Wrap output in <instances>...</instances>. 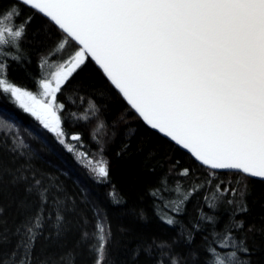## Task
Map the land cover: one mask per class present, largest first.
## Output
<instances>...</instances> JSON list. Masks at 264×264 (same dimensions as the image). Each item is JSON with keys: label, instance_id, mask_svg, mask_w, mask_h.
<instances>
[{"label": "trees", "instance_id": "trees-1", "mask_svg": "<svg viewBox=\"0 0 264 264\" xmlns=\"http://www.w3.org/2000/svg\"><path fill=\"white\" fill-rule=\"evenodd\" d=\"M15 3L0 0V12ZM18 6L17 25L33 19L20 51L7 47L12 55L0 61L10 82L34 91L41 61L55 58L62 37L41 15ZM93 65L64 87L58 102L65 108L58 111L64 132L79 135L80 149L107 162V178L81 165L51 131L0 92V120L13 126L0 127V264H97V225L104 226L106 240L101 264H214L209 249L226 260L235 251L237 261L264 264V181L233 170L210 175L146 126ZM185 168L189 174L180 175ZM217 183L237 193L217 192ZM180 200L181 210L174 212ZM241 201L248 212L238 210ZM240 221L242 229L234 226ZM229 234L236 245L230 239L222 247ZM240 241L248 253L239 250Z\"/></svg>", "mask_w": 264, "mask_h": 264}, {"label": "snow or ice", "instance_id": "snow-or-ice-1", "mask_svg": "<svg viewBox=\"0 0 264 264\" xmlns=\"http://www.w3.org/2000/svg\"><path fill=\"white\" fill-rule=\"evenodd\" d=\"M18 5L41 15L49 30L61 35L58 51L72 50L39 81L44 100H36L32 92L10 82L3 61L0 92L10 94L14 102L22 95L32 98L42 115L31 114L59 143L66 144L56 110L65 105L58 97L94 62L109 87L146 126L187 150L210 175L228 169L264 181V0H17L0 12V57L12 55L5 51L7 47L20 51V41L33 19L26 17L17 25ZM47 63L42 60L41 66ZM71 139L80 137L76 134ZM89 163H95L92 170L98 177L107 178L106 161ZM188 174L187 168L180 173ZM216 189L237 193L236 188L222 189L220 183ZM182 204L183 200L174 202L172 210L179 212ZM238 210L246 213L248 205L241 201ZM234 226L242 229L244 222ZM97 228V264H101L106 240L104 226ZM29 239H35L31 229ZM230 239L235 246L231 234L221 246L228 247ZM23 246L27 252L29 245ZM239 250L249 252L244 241L239 242ZM209 251L214 253V264H249L237 261L235 251L228 254L229 260L215 249Z\"/></svg>", "mask_w": 264, "mask_h": 264}, {"label": "rangeland", "instance_id": "rangeland-1", "mask_svg": "<svg viewBox=\"0 0 264 264\" xmlns=\"http://www.w3.org/2000/svg\"><path fill=\"white\" fill-rule=\"evenodd\" d=\"M55 52H56V56H55L54 59H53V58H45V59H47L48 63H47V64H44L43 67L41 66V78H40V80L44 79V78L46 77V75H47L48 72L54 70V68L52 67L53 65H55L56 63L62 62V60H63L64 58H66L68 52H70V49L67 48V49H65V50L58 51V50H57V47H56ZM43 60H44V59H43ZM41 63H42V61H41ZM40 80H39V81H40ZM20 88H21V87H20ZM23 89H24V88H23ZM25 90H26L27 92H32V93L34 94L36 100H44V99H45V97L41 95V93H42L43 90H42V88H41L40 83H38V87H37L36 90H34V91L27 90V89H25ZM8 95H9L10 98L14 101V98L11 97L10 94H8ZM14 103H15L18 107H20L22 110H24V111H26L25 108H27L28 110H27L26 112H28V113H30V114H31L33 111H35V112L37 113V116L42 115V114L39 112V108H38V106L35 105L34 100H33L32 98L28 97V96H23V95H22V96H21V100H20V101H15ZM21 104H23L24 106L22 107ZM56 110H57V114L59 115L58 107H57ZM31 115H32V114H31ZM32 116H33V117H34V118H35V119H36V120L42 125L40 119H38L37 116H34V115H32ZM46 122H48L47 118H46ZM42 126H43V125H42ZM0 127H1V128H4V127H6V128H10V130L13 129V126H12L11 124L7 123V124L5 125V122H3V120H0ZM58 130H59V128H58ZM72 135H73V134H72ZM72 135H71V134L68 135V134L65 133V136H64V137H61L62 139H65V141H66V144H63V145H64L67 149H69L68 146L70 145V146L72 147V149H73L71 152L74 154V156H75V158L77 159V161H78L81 165H83L84 167H86L90 172H92L93 174L96 175V173L92 170L96 165H95V163H91V164H90L89 161H93V162L101 161V160H103V158H102L100 155L96 154V153H95V154H92V155H89V154L84 153V152L80 149L78 141H75V140H72V139H71V136H72ZM55 137H56V136H55ZM81 153L86 154V156H82V155H80ZM103 161H104V160H103ZM96 176H97V175H96ZM97 177H98V176H97ZM99 178H100V177H99Z\"/></svg>", "mask_w": 264, "mask_h": 264}, {"label": "water", "instance_id": "water-1", "mask_svg": "<svg viewBox=\"0 0 264 264\" xmlns=\"http://www.w3.org/2000/svg\"><path fill=\"white\" fill-rule=\"evenodd\" d=\"M73 135H76V134H73ZM163 135V134H162ZM184 150V149H183ZM185 151H187V150H185ZM218 170H228V169H218Z\"/></svg>", "mask_w": 264, "mask_h": 264}]
</instances>
